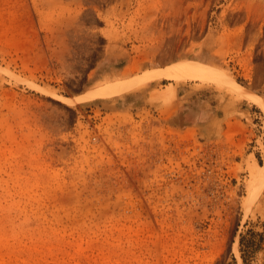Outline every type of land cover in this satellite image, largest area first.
Wrapping results in <instances>:
<instances>
[{
	"label": "rangeland",
	"instance_id": "1",
	"mask_svg": "<svg viewBox=\"0 0 264 264\" xmlns=\"http://www.w3.org/2000/svg\"><path fill=\"white\" fill-rule=\"evenodd\" d=\"M182 60L264 97V0H0V264H264L260 108L195 80L33 89ZM186 84L209 90L201 124Z\"/></svg>",
	"mask_w": 264,
	"mask_h": 264
},
{
	"label": "bare ground",
	"instance_id": "2",
	"mask_svg": "<svg viewBox=\"0 0 264 264\" xmlns=\"http://www.w3.org/2000/svg\"><path fill=\"white\" fill-rule=\"evenodd\" d=\"M161 80H170L177 84L189 80H195L203 83H216L221 86L225 85V87H228V90L232 94L236 95L238 98L251 102L260 108L264 113V97L238 84L236 80L227 72L211 67L203 62L193 60H182L165 68H154L152 70H147L142 75L129 79H116L113 81L108 80L104 82L99 88L75 98L58 96L54 92L46 91L45 89V91L42 90L41 87L39 88L37 85L33 86V89L42 92L44 95L54 98L64 104L72 105L75 103L94 101L100 98L122 95L128 91L131 92L136 88H140L146 86L147 84ZM172 90L174 91V89ZM252 176L254 183L260 181L263 183L261 184L264 185V165L257 166L256 170L252 173ZM257 186H259V184ZM258 193H254V195L256 194L257 196ZM235 253L240 262H242L241 256L236 248Z\"/></svg>",
	"mask_w": 264,
	"mask_h": 264
},
{
	"label": "crops",
	"instance_id": "3",
	"mask_svg": "<svg viewBox=\"0 0 264 264\" xmlns=\"http://www.w3.org/2000/svg\"><path fill=\"white\" fill-rule=\"evenodd\" d=\"M188 87V84H186V86H179L180 93L184 92L188 95L186 98V102L188 101L189 103L187 104L188 106L184 109V113H182L183 123H186L187 125H198L201 124L202 120L204 119L203 115L205 111L209 110V97L204 93L209 92V90L194 91L193 89H189ZM194 98H196V100H194Z\"/></svg>",
	"mask_w": 264,
	"mask_h": 264
}]
</instances>
